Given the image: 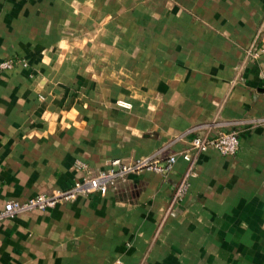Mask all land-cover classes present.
<instances>
[{"label": "crops", "instance_id": "crops-1", "mask_svg": "<svg viewBox=\"0 0 264 264\" xmlns=\"http://www.w3.org/2000/svg\"><path fill=\"white\" fill-rule=\"evenodd\" d=\"M264 0H0V211L114 159L239 149L0 221V264H264ZM130 104L129 109L116 102ZM125 161V160H124Z\"/></svg>", "mask_w": 264, "mask_h": 264}, {"label": "built area", "instance_id": "built-area-1", "mask_svg": "<svg viewBox=\"0 0 264 264\" xmlns=\"http://www.w3.org/2000/svg\"><path fill=\"white\" fill-rule=\"evenodd\" d=\"M258 55H264V44L257 45L254 41L247 50V56L257 57ZM16 64L11 60L0 59V77L5 72L12 70ZM117 106L123 109L130 108V104L123 101H118ZM188 135V148L169 156L164 165L158 159L144 158L134 161L114 159L104 170L94 173L87 165L77 163V168L83 170L85 174L71 188L64 191L55 190L50 195L40 194L25 201H6L0 211V221L22 213L52 209L60 203L71 202L78 197H89L94 194L104 196L110 190H116L118 185L125 182L129 175L141 171L164 175L170 172L178 159H181L187 163L188 169L176 190L175 199H177L185 192L186 177L191 172L198 155L212 149L223 157H233L239 149L238 134L235 131L217 132L213 130L212 126L204 124L191 128Z\"/></svg>", "mask_w": 264, "mask_h": 264}, {"label": "rangeland", "instance_id": "rangeland-1", "mask_svg": "<svg viewBox=\"0 0 264 264\" xmlns=\"http://www.w3.org/2000/svg\"><path fill=\"white\" fill-rule=\"evenodd\" d=\"M263 31H264V16H263V19H262V22L259 24V26H258V28H257V30L255 31V35H254V37H253V40L255 39L256 40V38H257V42L259 41V39L261 38V36H262V33H263ZM5 60H11V61H13L14 63H17V64H22L23 65V67H27V61L24 59V58H22V57H8V58H6ZM116 106H117V102H116ZM118 107V106H117ZM120 108V107H119ZM189 132V131H188ZM144 158H147V159H152V160H156V159H158V157L156 156V155H154V156H149V157H140V158H127V159H123V160H125V161H134L135 159H144ZM77 163H82V162H80V161H76L75 162V166H76V164ZM84 164V163H83ZM85 165H87V164H85ZM77 167V166H76ZM89 167V166H88ZM78 169V168H77ZM90 169V168H89ZM91 171L92 172H94V169H91ZM134 174H136V173H134ZM126 181H127V179H126ZM125 181V182H126ZM125 182H122L121 184H123V183H125ZM121 184H119V185H121ZM119 185H118V187H119ZM118 187H117V189H118ZM116 189V190H117ZM67 190V189H66ZM53 191H55V190H51L50 192H48V193H46V195H50ZM38 196V195H37ZM2 211V210H1ZM23 214V213H22ZM16 216V215H15ZM5 220V219H4Z\"/></svg>", "mask_w": 264, "mask_h": 264}]
</instances>
